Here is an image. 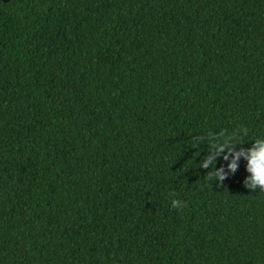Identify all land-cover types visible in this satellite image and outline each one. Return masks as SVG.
Instances as JSON below:
<instances>
[{
	"label": "trees",
	"instance_id": "trees-1",
	"mask_svg": "<svg viewBox=\"0 0 264 264\" xmlns=\"http://www.w3.org/2000/svg\"><path fill=\"white\" fill-rule=\"evenodd\" d=\"M225 139H264V0H0V264H264Z\"/></svg>",
	"mask_w": 264,
	"mask_h": 264
},
{
	"label": "clouds",
	"instance_id": "clouds-1",
	"mask_svg": "<svg viewBox=\"0 0 264 264\" xmlns=\"http://www.w3.org/2000/svg\"><path fill=\"white\" fill-rule=\"evenodd\" d=\"M212 147L214 148V151L212 152V155L204 161L201 165L202 167L207 168L210 164H214L215 156L220 152L227 151L232 153V159L227 165L228 171L235 172L238 166L237 161L243 156L247 161L246 171L249 174L244 181V186L252 190L258 189L260 192H264V139L255 140L253 142V147L247 151L240 150L233 152V149L229 146V141L227 139L217 142ZM224 159H228L227 154L224 156ZM226 175L227 173L224 171V168L221 167L214 172L210 171L207 174V179L210 181L213 178H216L223 181ZM172 205L173 207H177L179 202L174 200Z\"/></svg>",
	"mask_w": 264,
	"mask_h": 264
}]
</instances>
